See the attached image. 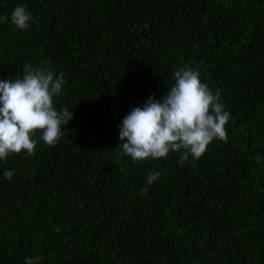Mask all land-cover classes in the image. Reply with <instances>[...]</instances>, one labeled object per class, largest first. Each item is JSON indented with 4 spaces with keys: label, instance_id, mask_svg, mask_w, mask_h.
<instances>
[{
    "label": "trees",
    "instance_id": "trees-1",
    "mask_svg": "<svg viewBox=\"0 0 264 264\" xmlns=\"http://www.w3.org/2000/svg\"><path fill=\"white\" fill-rule=\"evenodd\" d=\"M5 15L0 80L47 61L74 115L55 146L37 132L34 155L0 160V264H264V0H0ZM186 66L220 90L227 142L183 165L121 155L125 116Z\"/></svg>",
    "mask_w": 264,
    "mask_h": 264
},
{
    "label": "clouds",
    "instance_id": "clouds-1",
    "mask_svg": "<svg viewBox=\"0 0 264 264\" xmlns=\"http://www.w3.org/2000/svg\"><path fill=\"white\" fill-rule=\"evenodd\" d=\"M0 16V23L7 22ZM11 22L26 31L33 17L23 6L11 12ZM175 83L161 100L150 96L143 107H135L122 121L118 149L133 162L166 158L172 152L180 154L183 165L199 160L214 140L227 142L226 125L231 113L221 103L220 90L213 92L200 79L198 70L183 67L174 72ZM66 81L57 75L49 62L33 66L26 64L21 78L0 80V160L10 155L35 154L37 132L48 146H55L62 136V126L73 119L67 108L57 110L55 98L62 94ZM7 179L13 170L3 173ZM160 172L148 175L141 195L149 185L160 179ZM42 256L25 258L26 264H40Z\"/></svg>",
    "mask_w": 264,
    "mask_h": 264
}]
</instances>
